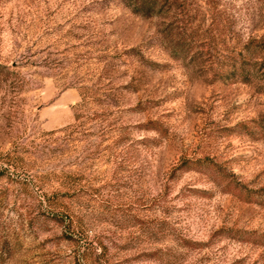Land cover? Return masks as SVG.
<instances>
[{"label":"rangeland","instance_id":"374dc122","mask_svg":"<svg viewBox=\"0 0 264 264\" xmlns=\"http://www.w3.org/2000/svg\"><path fill=\"white\" fill-rule=\"evenodd\" d=\"M155 10L0 0V264H264V0Z\"/></svg>","mask_w":264,"mask_h":264},{"label":"trees","instance_id":"16d2710c","mask_svg":"<svg viewBox=\"0 0 264 264\" xmlns=\"http://www.w3.org/2000/svg\"><path fill=\"white\" fill-rule=\"evenodd\" d=\"M127 4L132 8L133 12L142 13L146 16L156 15V4L157 0H126ZM246 52L250 51V42L245 46ZM240 57H232L228 58L225 63L223 75H225L229 80L234 81L237 79H241L243 81H249V77L246 72V65L248 64L247 60L242 57L239 53ZM240 130L246 132L250 135H255L256 131H258V135L255 137L264 136V117L261 121H258V124L255 125V129H252L246 122L239 123ZM238 185V183L236 184ZM260 191L264 192V187L260 189Z\"/></svg>","mask_w":264,"mask_h":264}]
</instances>
